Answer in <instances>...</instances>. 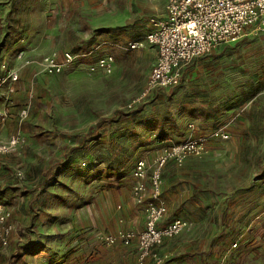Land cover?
I'll return each instance as SVG.
<instances>
[{
  "label": "crops",
  "instance_id": "crops-1",
  "mask_svg": "<svg viewBox=\"0 0 264 264\" xmlns=\"http://www.w3.org/2000/svg\"><path fill=\"white\" fill-rule=\"evenodd\" d=\"M6 2L0 5V21L7 24V30L1 36L4 40L2 44L0 42V74L14 70L18 78L12 81L6 77L0 83V141H6L16 131L20 133L13 152L23 167V173L24 168L36 158L45 161L46 170L53 168L57 171L49 183V175L43 174L39 186L30 188L22 185L18 186V190L22 188V191H14L8 187V170L5 169V158L14 153L0 154V198L7 201L5 205L11 209L14 226L8 243L0 245V264H54L53 261L60 257L55 264H134L136 239L130 245H123L117 240L104 246L97 242L95 236L120 229L138 232L143 227L145 207L135 202L131 189L129 164L135 154L132 157L116 155L119 163L116 164L115 188L114 182L108 181L110 177H106L115 174V170L109 172L110 165L105 163L104 144H98V138L90 140L105 129L100 126L104 117L101 104L95 108V114L73 106L63 110L62 114L71 115L69 128L63 134L54 131L52 125L49 128L41 126L40 114L43 111L39 107L45 102L52 105L58 103L60 86H64L68 100L72 93L78 92L77 89L86 98L94 90L102 94L105 79L116 80L122 63L115 61L111 74H105L99 67L90 69L87 57L79 66L68 64L59 72H46L43 57L50 53L60 56L62 53L53 40L58 35V23L65 21L63 15L72 4L69 2V6L67 0ZM104 3L106 0H101L90 20L92 31L102 32L94 36L96 40L105 35L115 38L116 26L122 25L125 19L124 15L116 14V9L104 7ZM88 4V1L84 4L87 12ZM87 23L89 25V20ZM97 47L98 44L89 52ZM150 47L157 56L156 46L150 44ZM23 107L27 114L20 118L18 113ZM201 132L194 137L202 136ZM206 145L207 140L201 152L208 151ZM38 151L42 154L39 155ZM195 157L187 155L179 162L169 160L162 169V198L167 210L160 224L182 216L178 218L183 219L186 225L179 234L166 238L157 247V252L164 257L161 264H216V254L203 253V250L210 248L218 228L228 229L230 226L225 217L228 210L220 202L216 204L211 200L205 206L193 192V186L178 175V165H185ZM170 171L176 174L171 177L168 174ZM84 202H87L86 205H83ZM204 215H209V219L203 218ZM242 220L238 221L240 226L234 222L235 237L248 245H258L259 231L256 235L251 234L248 220ZM255 228L258 230V226ZM190 240L196 246L193 251L188 244ZM105 247L109 250L106 251ZM37 248L38 253L34 251ZM167 251L174 256L166 258ZM226 257L228 264L238 262L234 254H226ZM240 259L242 261L243 256Z\"/></svg>",
  "mask_w": 264,
  "mask_h": 264
},
{
  "label": "rangeland",
  "instance_id": "rangeland-1",
  "mask_svg": "<svg viewBox=\"0 0 264 264\" xmlns=\"http://www.w3.org/2000/svg\"><path fill=\"white\" fill-rule=\"evenodd\" d=\"M6 1L0 0V5ZM86 1L89 2L88 12L84 7ZM67 2L72 5L63 15L65 21L58 23V35L53 41L59 52L68 50L76 55L78 60L70 65L79 66L88 57L89 64L96 68L97 58L112 55L114 62L122 63V66L116 80L105 79L103 93L94 90L87 96L88 100L79 89L68 100L64 86H60L58 103L39 104L43 111L39 113L43 121L41 126L49 128L52 125L54 131L63 134L71 120L69 113L62 114L63 110L73 106L95 114V108L101 104L104 117L100 126L105 129L90 140L98 138V144H104L105 163L110 165L109 172L115 170V174L106 177H110L108 181L114 182L115 188L117 154L127 157L135 154L130 169L136 158L152 161L155 153L164 146L192 138L202 131L208 151L191 154L196 157L185 165H178V175L193 186V192L205 206L211 200L216 204L220 202L228 210L225 217L230 224L228 229L216 230L210 248L204 249L203 253H215L216 264H228L226 254H234L238 258L236 264H264V26L247 28L236 40L222 43L211 52L191 59L182 67V78L176 87L156 90L136 100L156 59L146 35L154 29L153 21L163 17L168 0H106L103 6L116 9V14L124 15L125 19L122 25L116 26L115 38L105 35L97 40L94 36L102 32H93L90 20L101 0ZM6 30L7 24L0 21L1 44L4 40L1 36ZM96 44L95 51L88 56L81 55ZM62 53L60 60H63ZM101 96L102 99L97 100ZM215 130L227 137L212 136L211 132ZM38 154L42 152L38 151ZM5 159L8 187L14 191H22V188L18 190L22 185L39 186L43 174L49 175V183L57 171L46 170L45 161L36 158L23 173L16 153ZM168 174L172 177L176 172ZM0 202L7 204L5 199L0 198ZM209 217L203 216L206 220ZM240 218L248 220L251 234L256 235L259 231L258 245H248L235 237V226H240ZM103 234H97L95 238L105 246ZM188 244L192 251L196 249L192 240ZM34 251L38 253L39 248ZM173 256L170 251L166 252V258ZM59 259L61 257L53 263Z\"/></svg>",
  "mask_w": 264,
  "mask_h": 264
},
{
  "label": "built area",
  "instance_id": "built-area-1",
  "mask_svg": "<svg viewBox=\"0 0 264 264\" xmlns=\"http://www.w3.org/2000/svg\"><path fill=\"white\" fill-rule=\"evenodd\" d=\"M153 22L155 27L147 33L146 40L156 46L157 56L144 89L136 100L153 91L177 86L182 67L191 59L211 52L222 43L236 40L247 28L264 26V0H168L165 15ZM89 53L83 52L81 55L88 56ZM62 56L63 60L56 53L45 55L43 62L46 72H59L64 65L78 60L70 51H64ZM113 63L112 55L96 60L97 66L108 73ZM89 68L95 67L89 64ZM6 77L15 81L18 73L13 70L5 75L0 74V83ZM26 114L27 110L23 107L18 116L23 118ZM211 135L227 137L218 130L211 132ZM19 138L20 133L16 131L6 141H0V154L15 151ZM205 141V136H197L169 144L156 154L152 162L137 158L130 169L131 189L135 202L145 207L143 227L138 232L120 229L113 234H103V242L112 245L119 240L123 245H130L136 239L134 264H161L164 257L157 252V247L186 225L178 217L160 224L167 210L162 198V169L169 160L179 162L187 155L199 154ZM11 213V209L0 202V245L8 243L14 228Z\"/></svg>",
  "mask_w": 264,
  "mask_h": 264
}]
</instances>
